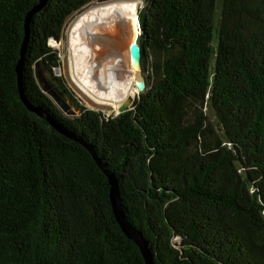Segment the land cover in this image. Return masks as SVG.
<instances>
[{"label": "trees", "instance_id": "trees-1", "mask_svg": "<svg viewBox=\"0 0 264 264\" xmlns=\"http://www.w3.org/2000/svg\"><path fill=\"white\" fill-rule=\"evenodd\" d=\"M47 0L29 23L26 100L77 134L114 174L153 264H264V0H140L146 88L116 116L41 91L48 44L83 7ZM40 0H0V264H144L114 219L89 150L22 102L16 66Z\"/></svg>", "mask_w": 264, "mask_h": 264}, {"label": "bare ground", "instance_id": "bare-ground-1", "mask_svg": "<svg viewBox=\"0 0 264 264\" xmlns=\"http://www.w3.org/2000/svg\"><path fill=\"white\" fill-rule=\"evenodd\" d=\"M138 0H114L91 4L66 32L65 75L92 106L115 115L125 102L139 95L131 69L129 50L122 54L123 38L117 28L130 29V42L139 30ZM132 105V104H131Z\"/></svg>", "mask_w": 264, "mask_h": 264}, {"label": "water", "instance_id": "water-1", "mask_svg": "<svg viewBox=\"0 0 264 264\" xmlns=\"http://www.w3.org/2000/svg\"><path fill=\"white\" fill-rule=\"evenodd\" d=\"M138 1L140 2V0ZM46 2L47 0H40V2L29 12V14L25 18L24 37L20 48V58L16 66L21 100L30 111L34 112L36 115L46 120L48 124L52 128H54L58 133L66 136L71 140L83 144L89 150L92 157L96 161L98 167L103 171V173L107 177L109 184V200L115 221L117 222L119 228L121 229L122 233L127 237V239H129L137 246L144 260V264H153L152 256L150 250L148 249L147 242L143 238L142 234L138 230H136L126 219V216L122 208V201L119 194L118 182L114 174H112L106 169V167L97 158L92 148L88 144H86L77 134L68 130L61 123L57 122L42 108L31 105L24 97L21 88L20 77L23 69L24 55L29 38V23L32 16L37 12H39L45 6ZM118 34L124 39L123 45L121 44L122 47L120 48V53L122 54L126 50H129L131 57V69L133 70L134 73L135 86L140 94L146 88V79L143 74V64H142L143 57L141 50L142 48L140 45V30H138V34H136L133 42H130V29L127 26L117 28L113 31V35L115 37H118ZM34 74L41 91L45 93L53 101V103L60 109V111L63 114L67 116H72V115H78L80 113L78 109H76L74 106L72 107V101L70 97L67 96L64 92L57 89L45 77L42 67L40 66V62H37L35 64ZM131 104L132 103L128 101L122 104L118 109V113L115 114L114 116L128 111L130 109Z\"/></svg>", "mask_w": 264, "mask_h": 264}, {"label": "rangeland", "instance_id": "rangeland-1", "mask_svg": "<svg viewBox=\"0 0 264 264\" xmlns=\"http://www.w3.org/2000/svg\"><path fill=\"white\" fill-rule=\"evenodd\" d=\"M100 3V2H97ZM97 3H91V4H97ZM91 4L83 7L79 12L71 15L65 22L64 29L62 31V36L59 41H50L48 44H50V47L56 52L58 58H59V66L55 68L52 72V75L50 74H45V77L49 80L50 77H57L61 80V83L65 87L66 90H68L71 94V96L74 98V100L82 107L89 109V110H94L101 112L105 116H114V115H106L104 114V111L100 108H96L92 105H90L84 98L83 96L69 83V81L66 78L65 75V62L63 60V57L66 52V32L71 25V23L75 20V18L81 14L83 11H85ZM144 77L147 79V74L143 72ZM75 102H72V107H75ZM76 108V107H75Z\"/></svg>", "mask_w": 264, "mask_h": 264}, {"label": "flooded vegetation", "instance_id": "flooded-vegetation-1", "mask_svg": "<svg viewBox=\"0 0 264 264\" xmlns=\"http://www.w3.org/2000/svg\"><path fill=\"white\" fill-rule=\"evenodd\" d=\"M57 88V87H56ZM58 89V88H57Z\"/></svg>", "mask_w": 264, "mask_h": 264}]
</instances>
